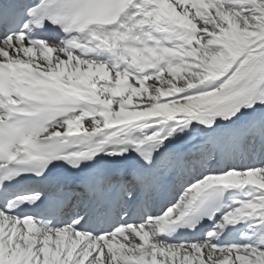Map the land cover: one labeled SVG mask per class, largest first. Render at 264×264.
Listing matches in <instances>:
<instances>
[{
  "label": "snow or ice",
  "instance_id": "snow-or-ice-1",
  "mask_svg": "<svg viewBox=\"0 0 264 264\" xmlns=\"http://www.w3.org/2000/svg\"><path fill=\"white\" fill-rule=\"evenodd\" d=\"M0 264H264V0H0Z\"/></svg>",
  "mask_w": 264,
  "mask_h": 264
}]
</instances>
